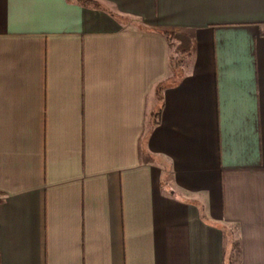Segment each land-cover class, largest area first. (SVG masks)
Instances as JSON below:
<instances>
[{"label": "crops", "instance_id": "crops-1", "mask_svg": "<svg viewBox=\"0 0 264 264\" xmlns=\"http://www.w3.org/2000/svg\"><path fill=\"white\" fill-rule=\"evenodd\" d=\"M90 1L0 0V264H264V0Z\"/></svg>", "mask_w": 264, "mask_h": 264}, {"label": "trees", "instance_id": "trees-1", "mask_svg": "<svg viewBox=\"0 0 264 264\" xmlns=\"http://www.w3.org/2000/svg\"><path fill=\"white\" fill-rule=\"evenodd\" d=\"M82 3H88V2H91L90 0H78ZM94 4V3H93ZM95 5V4H94ZM169 67L170 69H172V71H174L177 67H178V60L176 57H172L170 58V63H169ZM159 99L161 100L162 97L159 96ZM159 113V111L157 112V114Z\"/></svg>", "mask_w": 264, "mask_h": 264}]
</instances>
